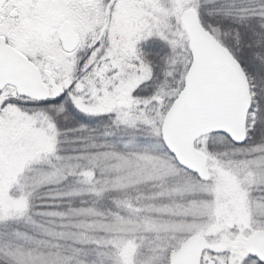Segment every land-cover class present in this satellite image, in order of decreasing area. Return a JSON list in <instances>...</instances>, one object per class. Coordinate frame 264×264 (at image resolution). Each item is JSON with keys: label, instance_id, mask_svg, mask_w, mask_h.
I'll return each mask as SVG.
<instances>
[{"label": "snow or ice", "instance_id": "6c2138e0", "mask_svg": "<svg viewBox=\"0 0 264 264\" xmlns=\"http://www.w3.org/2000/svg\"><path fill=\"white\" fill-rule=\"evenodd\" d=\"M0 264H264V0H0Z\"/></svg>", "mask_w": 264, "mask_h": 264}]
</instances>
